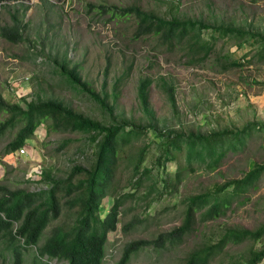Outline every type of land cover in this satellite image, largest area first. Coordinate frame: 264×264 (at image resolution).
<instances>
[{
	"label": "rangeland",
	"instance_id": "obj_1",
	"mask_svg": "<svg viewBox=\"0 0 264 264\" xmlns=\"http://www.w3.org/2000/svg\"><path fill=\"white\" fill-rule=\"evenodd\" d=\"M25 6L30 7L27 13ZM133 6L168 20L177 17L206 24H226L264 35V0H8L0 4L2 98L23 108H26L23 98L29 102L38 96L55 98L73 110L107 124L117 117L137 125L154 124L164 132L207 134L241 130L249 123L264 125V58L261 60L264 42L257 39L255 43L250 37H245L248 42L231 37L217 39L213 53L204 63L190 65L192 54L184 50L183 45L176 43L170 50L159 37H134L138 21L134 17L121 16L120 11ZM14 14L29 24L23 32L25 40L19 44L2 36L3 28L13 26ZM240 42L243 45L238 48ZM65 56L71 67H79L84 81L114 107L113 116L87 94L64 83L55 71L54 60H62ZM224 56L229 58L225 60ZM233 61H239L243 66L225 70L224 67ZM161 77L173 87L175 108L161 87ZM144 79L153 81L149 88L153 117L144 112L138 97V87ZM8 117L0 113V123ZM20 127L18 124L9 129L0 139L1 186L37 191L45 187V183L38 182L43 170H52L55 177L66 178L75 165H84L91 157L93 150L86 135L51 133L46 138L45 125L38 128L23 156H6V146ZM64 140L71 142L58 151ZM148 144L151 146L146 164L153 168L158 186L149 198L128 205L125 215L120 216L118 229L108 235L104 264H117L130 241L155 240L161 234L181 227L186 198L213 190L230 180L242 179L255 165L264 164V131L250 133L244 145L237 149L227 144L226 155L214 170L208 167L209 159L188 165L184 154L168 162L165 168L159 166L157 158L162 151L159 140L151 131L135 140L125 156L129 157ZM181 165L184 168L179 170ZM177 173L180 176L173 185L164 188V180ZM130 179V172L118 176L122 185ZM131 191L130 188L125 190ZM147 191L140 189L138 196H144ZM153 199L151 207L147 206ZM112 205L111 198L103 202L105 210ZM135 216L143 223L128 233L123 232V226ZM263 225L264 174L248 192L232 199L225 215L200 221L195 225V231L181 240L167 242L158 248L151 246L134 254L130 264H183L191 251L206 243H218L229 229L256 231ZM263 248L264 240L229 244L210 264H242L251 250ZM31 259L32 252H29L25 264H30ZM0 264L10 262H4L0 256ZM50 264L65 263L52 261Z\"/></svg>",
	"mask_w": 264,
	"mask_h": 264
},
{
	"label": "trees",
	"instance_id": "obj_2",
	"mask_svg": "<svg viewBox=\"0 0 264 264\" xmlns=\"http://www.w3.org/2000/svg\"><path fill=\"white\" fill-rule=\"evenodd\" d=\"M8 0H0V4ZM30 7L25 6V13ZM117 11L119 9H116ZM121 16L134 17L138 26L134 37L140 39L147 36L159 37L164 46L170 50L175 44L183 45L191 55L188 64H202L215 49V42L221 38H239L244 42L250 37L255 43L257 39L264 42V35L252 33L244 29L226 24H206L192 19L173 17L168 20L154 12L144 11L133 6L120 9ZM13 26L3 28L2 36L8 41L19 44L25 40L24 31L29 26L23 23L16 14L12 16ZM207 34L209 37L205 38ZM242 42L238 43L241 48ZM195 56V57H194ZM229 56H224L227 60ZM263 60V56L261 57ZM56 73L64 83L73 89H79L94 99L104 111L114 115V107L101 97L89 83L84 81L79 67L70 66L65 56L62 60H54ZM243 66L233 61L224 69ZM161 87L168 94L172 106L176 107L173 87L168 85L164 77L160 78ZM153 81L144 79L138 87V97L144 112L154 116L149 101V88ZM26 108L19 104L7 103L0 95V113L9 117L0 123V139L9 129L21 124L20 130L8 143L4 154L13 156L17 151L28 147L36 131L46 126V138L51 133H79L87 136L92 154L84 165H75L66 178H57L52 170H43L39 183L45 187L37 191L25 189L11 190L0 185V256L10 264H25V256L32 252L30 264H50L57 261L65 264H104L107 256L108 235L118 229L119 218L125 215L128 205H135L146 200L156 191L158 180L146 163L149 158L151 144L136 150L129 157L125 156L134 141L147 131L155 133L159 140L162 154L157 158L158 165L166 167L168 162L176 160L180 155L186 156V163L194 161L206 162L208 167L216 169L226 155L225 146L237 149L244 145L250 133L264 131V125L249 123L241 130L214 131L207 134L191 132L165 131L154 124L148 126L130 123L127 120H114L107 124L98 119L86 116L55 98L44 99L38 96L28 101L23 98ZM70 140H64L58 151L68 147ZM127 160V166L124 162ZM184 166H180L182 170ZM123 172H130V181L122 185L118 180ZM264 174V164L255 165L242 179L230 180L224 185H217L213 190L185 199L187 204L185 219L181 227L155 240L139 239L128 242L117 264H130L134 254L155 246L174 243L186 234L195 231V225L226 214L235 196L248 192ZM180 176H169L164 180V188H169ZM130 188L131 192H125ZM148 189L144 196H138L140 189ZM134 190H137L136 192ZM106 198L113 200L109 210L103 208ZM153 199L147 206L151 207ZM130 209H132L130 207ZM104 213V214H103ZM60 220L59 224H52ZM143 220L135 216L123 226V232L135 229ZM52 226L50 233L47 229ZM264 240V225L256 231L247 229H229L216 244H203L191 251L183 264H210L229 245H240L247 241ZM162 243V244H160ZM47 258V259H46ZM264 261V248L250 251L242 264H261Z\"/></svg>",
	"mask_w": 264,
	"mask_h": 264
},
{
	"label": "built area",
	"instance_id": "obj_3",
	"mask_svg": "<svg viewBox=\"0 0 264 264\" xmlns=\"http://www.w3.org/2000/svg\"><path fill=\"white\" fill-rule=\"evenodd\" d=\"M28 147H24V148H22V149H20L19 151H17L12 157L13 158H16V157H21V156H23V154H25L26 153V149H27Z\"/></svg>",
	"mask_w": 264,
	"mask_h": 264
}]
</instances>
